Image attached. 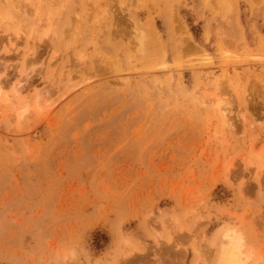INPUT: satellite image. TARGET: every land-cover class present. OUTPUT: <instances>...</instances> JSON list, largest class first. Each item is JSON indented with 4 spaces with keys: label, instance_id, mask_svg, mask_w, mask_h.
I'll list each match as a JSON object with an SVG mask.
<instances>
[{
    "label": "rangeland",
    "instance_id": "obj_1",
    "mask_svg": "<svg viewBox=\"0 0 264 264\" xmlns=\"http://www.w3.org/2000/svg\"><path fill=\"white\" fill-rule=\"evenodd\" d=\"M227 229L264 264V0H0V264H215Z\"/></svg>",
    "mask_w": 264,
    "mask_h": 264
},
{
    "label": "bare ground",
    "instance_id": "obj_2",
    "mask_svg": "<svg viewBox=\"0 0 264 264\" xmlns=\"http://www.w3.org/2000/svg\"><path fill=\"white\" fill-rule=\"evenodd\" d=\"M23 90L18 83L14 94L20 96ZM40 98V96H39ZM8 99H4L7 102ZM40 103V102H39ZM36 104V103H35ZM21 109V106H20ZM215 250V264H246L249 255L245 252V242L242 234L237 230H224L219 235V241Z\"/></svg>",
    "mask_w": 264,
    "mask_h": 264
}]
</instances>
